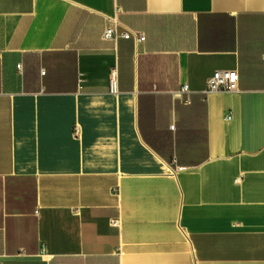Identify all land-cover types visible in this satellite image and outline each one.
Listing matches in <instances>:
<instances>
[{
  "label": "crops",
  "instance_id": "obj_1",
  "mask_svg": "<svg viewBox=\"0 0 264 264\" xmlns=\"http://www.w3.org/2000/svg\"><path fill=\"white\" fill-rule=\"evenodd\" d=\"M0 264H264V0H0Z\"/></svg>",
  "mask_w": 264,
  "mask_h": 264
},
{
  "label": "built area",
  "instance_id": "obj_2",
  "mask_svg": "<svg viewBox=\"0 0 264 264\" xmlns=\"http://www.w3.org/2000/svg\"><path fill=\"white\" fill-rule=\"evenodd\" d=\"M119 23L113 22L110 25L105 33V40H115L118 37H122L124 39L134 38L138 42L145 41V35L136 34L132 31H125L122 34H119ZM20 69V66H19ZM238 83L239 77L236 71L231 70H219L214 73V75L208 80V91L209 92H227V93H235L238 91ZM117 90V71L113 69L110 73V91L115 93ZM189 91L188 85H184L181 93H187ZM231 119V117H229ZM174 128V127H173ZM186 167H177L175 172L186 171ZM113 227H119V219H113L111 221Z\"/></svg>",
  "mask_w": 264,
  "mask_h": 264
}]
</instances>
